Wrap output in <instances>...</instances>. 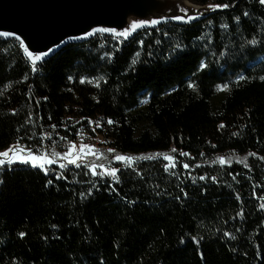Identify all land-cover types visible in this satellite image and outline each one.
<instances>
[{
  "label": "trees",
  "instance_id": "obj_1",
  "mask_svg": "<svg viewBox=\"0 0 264 264\" xmlns=\"http://www.w3.org/2000/svg\"><path fill=\"white\" fill-rule=\"evenodd\" d=\"M186 1L229 6L120 45L95 35L36 71L0 40V152L64 150L86 133L118 155L176 161L114 162L118 182L86 163L0 165V264H264V6Z\"/></svg>",
  "mask_w": 264,
  "mask_h": 264
},
{
  "label": "water",
  "instance_id": "obj_2",
  "mask_svg": "<svg viewBox=\"0 0 264 264\" xmlns=\"http://www.w3.org/2000/svg\"><path fill=\"white\" fill-rule=\"evenodd\" d=\"M215 11L218 10L206 11L205 7L186 0H0V32L13 34L0 38L13 39L19 44L22 40L30 52L47 53L41 59L44 60L70 44L83 43L97 34L122 32L134 21L160 23L139 27L130 37L141 29L164 23H194ZM175 16L183 17L184 21L188 16L196 18L183 22L172 19ZM100 28L115 29L116 33L94 31Z\"/></svg>",
  "mask_w": 264,
  "mask_h": 264
},
{
  "label": "snow or ice",
  "instance_id": "obj_3",
  "mask_svg": "<svg viewBox=\"0 0 264 264\" xmlns=\"http://www.w3.org/2000/svg\"><path fill=\"white\" fill-rule=\"evenodd\" d=\"M259 4L264 6V0H258ZM229 5L227 4H216V5H209V7L216 9V8H227ZM186 14V13H185ZM187 15V14H186ZM245 15H247V13H245ZM196 17L194 16H188L187 17V21L183 20V17L181 16H175L172 17V19H175L177 21H183V22H188L191 21L193 19H195ZM238 19V18H236ZM160 23V21L158 20H150V21H144V20H140V21H134L130 24V26L128 28H126L124 31L116 33L115 29H108V28H100V29H95V32H100V33H116L117 35L121 36V37H127L128 35H130V33L134 30H136L139 27L145 26V25H156ZM226 27V26H225ZM92 33H88V35H91ZM12 33L9 32H0V37H9L12 36ZM17 40H19V37H16ZM73 39H77V38H73ZM248 43L250 44H255L256 41L255 40H251ZM20 45L21 47L24 49L25 53L28 55L29 59L32 61L33 64V71H36V62L40 61L43 57H45L47 55V53L45 52H30L28 50L27 47L24 46V42L22 40H20ZM49 51H51V49H49ZM133 64L136 63L135 60L132 61ZM201 68L205 67V65L202 63L200 65ZM100 79H103L102 77ZM239 80H243L245 79V77L240 76L238 78ZM261 80H264V76L260 77ZM84 81L81 80V83H83ZM189 88H194V84L193 83H189L188 84ZM225 89L227 88V85L223 86ZM29 119H31V117H29ZM89 125H92L93 123L96 124V127H100V123L97 122H93L91 120L88 121ZM108 124H113L114 121L112 120H108L107 121ZM53 128H55V125L52 126ZM220 127H224V125H220ZM233 135H235V133H233ZM50 138V137H49ZM62 139H65V137H62ZM215 147V146H213ZM76 148L75 145H71L68 150L64 153H57L55 151L52 152L51 156L52 158H47L42 154H34L33 151L31 149H22V148H18L16 145L10 146L8 149H6L3 152H0V165H3L5 163L7 164H12L15 162H20V163H25V164H31L32 167H39L41 168V170L44 171L45 175H48V169L46 168V165H51L53 163L56 162V160H62V161H67V164H73V165H77V161H81V163L83 162V155L86 154H95L94 152H92L91 146L89 145H81L79 147V153H77L76 151H74V149ZM88 150L87 152H85V150ZM110 153L114 152L113 149H109L108 150ZM171 151L173 153L177 152L176 148L171 149ZM179 155L182 157H187L190 154L188 152H184V151H179ZM203 155V154H201ZM249 156L255 155L254 153H248ZM154 156H160L163 158V160L167 161V163L164 164V170L166 172L169 171V169H174L176 167V161H175V157L172 155H168L165 153H159V154H153V156H144V157H131V156H124V155H115L114 156V160L116 162L122 163V164H127L129 167L131 166L132 162H134L135 160H139V159H153ZM231 159V158H229ZM261 159H264V157H262ZM225 160L224 158H220V163L224 164ZM242 162V161H241ZM86 167H90V171L92 172L93 176L96 175H108L111 176L114 180H117V171L118 169L116 168H108L106 171H102L101 173H97L95 171V169L97 167H99L100 169H105V165L101 164V165H85ZM59 167L61 169L65 168L66 165L64 163H60ZM182 167L184 169H188L190 167L189 164H183ZM173 175L175 173H172ZM56 178L57 179H63V176L60 173L56 174ZM201 180L204 179V177H200ZM215 179V178H213ZM118 182V180H117ZM47 184H52V180H48ZM47 186V185H46ZM93 187H95V184H93ZM109 188H111V185H109ZM113 191H115V189H112ZM183 191V189L181 190ZM89 195H91V189H89L88 192ZM81 196H84V193H80ZM237 199H239V197H237ZM131 203V202H129ZM261 208L264 209V205H261ZM239 215V213H238ZM225 236H228L229 233L225 232L224 233ZM20 236L23 237L24 233H20ZM232 239H235V237H232Z\"/></svg>",
  "mask_w": 264,
  "mask_h": 264
},
{
  "label": "rangeland",
  "instance_id": "obj_4",
  "mask_svg": "<svg viewBox=\"0 0 264 264\" xmlns=\"http://www.w3.org/2000/svg\"><path fill=\"white\" fill-rule=\"evenodd\" d=\"M206 11H212V10H215L209 6H206L205 7ZM157 27V26H156ZM155 27H151V28H146V29H141L140 31L142 32H145V31H150V29H153ZM139 32V31H138ZM111 37V36H110ZM130 36H127L126 38L125 37H121L122 40H126V39H129ZM5 38H0V40H4ZM102 140L101 138H93V137H90L89 135H87L86 133H81L78 140L73 143V144H70L67 149H64V150H55L53 149L54 147L56 146H51V148L47 147V144L45 143L44 144V148L42 149V151L40 152H33L34 154H42L44 155L45 157L47 158H52L51 154L53 151L57 152V153H64L68 150V148L71 146V145H75L76 148L74 149V151H76L77 153H79V147L81 145H89L91 146V149H92V152H94L95 154H86V155H83V162L82 163H86L87 165L91 166L93 164H98V165H101V164H104L105 165V169H103L102 171H106L108 168H115V165H114V162H116L114 160V156L115 155H118L114 152H109L107 149L104 150V148L102 149ZM18 148H21L19 145H16ZM24 149V148H22ZM27 150V149H25ZM88 150L86 149L85 152H87ZM165 161V160H164ZM167 163V161H165ZM60 163H64L66 166H74L73 164H67V161H62V160H56L55 163L51 164V165H46V168L48 167H51V166H57L59 167V164ZM81 161H77V164H80ZM119 163V162H118ZM7 164V163H5ZM3 164V165H5ZM12 164H22V165H30L31 164H25V163H20V162H15V163H12ZM39 168V167H38ZM41 169V168H39ZM170 170H173V169H169Z\"/></svg>",
  "mask_w": 264,
  "mask_h": 264
},
{
  "label": "built area",
  "instance_id": "obj_5",
  "mask_svg": "<svg viewBox=\"0 0 264 264\" xmlns=\"http://www.w3.org/2000/svg\"><path fill=\"white\" fill-rule=\"evenodd\" d=\"M98 35V34H97ZM105 35H108V36H111L112 37V39H113V41L114 42H116L117 44H121V42L123 41L122 39H121V36H119V35H117V34H105ZM24 52V51H23ZM25 56H26V54H25ZM27 57V56H26ZM28 58V57H27ZM28 60L30 61V63H32V61L28 58ZM45 60V59H44ZM41 61H43V60H41ZM39 62V61H38ZM41 170V169H40ZM43 171V170H42Z\"/></svg>",
  "mask_w": 264,
  "mask_h": 264
}]
</instances>
